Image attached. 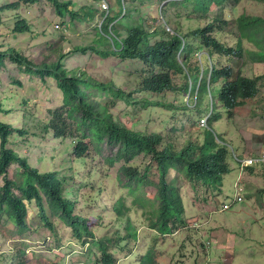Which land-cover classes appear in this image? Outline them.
<instances>
[{
  "label": "rangeland",
  "instance_id": "374dc122",
  "mask_svg": "<svg viewBox=\"0 0 264 264\" xmlns=\"http://www.w3.org/2000/svg\"><path fill=\"white\" fill-rule=\"evenodd\" d=\"M70 1L74 5L69 7L75 8L80 16L84 17L89 13L84 21L78 17L74 19L69 12L63 21L50 2L40 0L21 8L33 23L30 32L14 33L0 27V49L7 50L4 63L0 65V93L16 92L19 98L15 101L22 97L28 100L27 103L20 104L27 107L30 115L23 126L34 130V123L46 118L50 110L55 111L60 107L62 99L61 91L52 79L45 82L40 78H33L32 73L8 58L14 47L20 49L35 64L58 61L62 54H67L64 62L69 69L76 68L97 79H113L133 94L129 101L119 100L114 107V112L129 127L161 133L165 141L174 142L177 147H183L190 141L203 143L206 128L211 127L209 116L216 113L212 100L214 99L216 106L220 105L217 98L211 97L200 108H196L195 95L188 91H140L138 88L143 86L147 72L141 60L125 59L113 54L104 56L90 48L96 46L101 51L111 48L107 41H97L96 28L103 26L108 14L116 12L112 9L116 0ZM170 1L123 0V4L143 18L142 23L149 31L165 27L169 32L179 30L188 33L202 26V16L215 18L222 14L233 21L241 14L264 17L263 1L229 0L215 5L205 13L194 12L190 3L185 6L173 5ZM125 11L126 9L122 14ZM134 18H127L126 26L118 23V28L125 30ZM157 37L159 35L153 39ZM220 37L229 40L233 38L227 34ZM77 47H85L87 50L76 52ZM200 55L197 54V61L201 63ZM231 58L229 61L228 57H223L220 61L224 64L233 63L235 73L240 72L249 77L264 75V61H254L250 54ZM205 63V68L213 64ZM175 79L179 83L186 80L181 75H176ZM258 89V93L233 114L230 115L223 109L222 117L212 127L218 134L219 141H222V136L230 144V154L235 159L255 154L264 145V76L258 83ZM219 108L222 109L221 106ZM21 123L16 121L15 126L19 127ZM78 140L71 136L57 138L53 134L34 135L31 132L16 140L14 145L37 168L51 170L58 167L60 172L66 173L68 184L77 190L74 212L90 219L89 225L97 238L115 239L110 244V251L115 252L117 264H141L140 260L150 250L157 257V264L264 263V214L261 215L262 218L254 217L255 212L264 211V194L260 189L264 186V170L257 171V175L248 171L245 173V177L249 178V187L244 190V199L226 211L220 210L221 205L234 196V182L239 176L234 158H231V172L223 179V194L221 190L204 183L193 184L183 173L173 176L170 182L177 187L185 202L184 223L179 222L171 232L161 234L151 227L155 218L150 216V213L153 214L151 209L136 204V196L119 180V168L124 163L109 159L118 148L107 143L100 144L99 148V145L86 138L84 141L89 143L90 149L83 161L75 159L74 149ZM150 163L151 159L144 155L134 161L142 171ZM153 170L156 172L155 167ZM20 171L18 165H14L8 176L15 179ZM158 177L153 175L151 179L156 182ZM4 184L5 175H0V192ZM143 189L155 191V187L150 184ZM122 197L129 209L125 211V217L120 219L115 211ZM128 218L137 230L138 239L130 238L122 242L121 237H117L115 233L120 230V233L127 234ZM52 221L54 231L49 227L34 226L31 230L20 232L9 215L0 209V264L23 261L25 264H100L98 261L102 253L98 244L93 241L79 242L74 237L72 228L61 219L54 217ZM218 225L222 226L223 231H218L217 234ZM247 250H252L256 258L249 259Z\"/></svg>",
  "mask_w": 264,
  "mask_h": 264
},
{
  "label": "trees",
  "instance_id": "16d2710c",
  "mask_svg": "<svg viewBox=\"0 0 264 264\" xmlns=\"http://www.w3.org/2000/svg\"><path fill=\"white\" fill-rule=\"evenodd\" d=\"M38 1L0 0V27L14 33L30 32L33 23L21 8ZM47 1L54 6L63 21L67 12L74 19L78 17L82 21L89 16L87 13L82 17L75 8H70L69 5H74L73 1ZM227 1L171 0L170 3L184 6L190 3L194 12L205 13ZM112 9L116 12L108 14L103 26L96 28L97 41H107L111 48L101 51L91 46V49L104 56L113 54L125 59L141 60L147 72L143 86L138 88L140 91L161 93L183 90L195 95L196 108H200L211 97L217 98L220 105L216 106L212 100L216 113L209 117L211 127L206 128L203 143L190 141L183 147H177L174 142L165 141L161 133L133 129L120 119L114 107L119 100L129 101L133 94L113 79H97L76 68L69 69L64 62L67 54H62L58 61L35 64L20 49L14 47L10 50L8 58L32 73L33 78L45 82L52 79L61 91L62 101L55 111L50 110L46 118L35 122L32 126L34 130H31L23 126L30 115L27 107L20 105L28 100L22 97L15 101L19 98L16 92L0 93V175H5V184L0 192V209L9 215L20 232L31 230L34 226L49 227L54 231L52 220L58 217L72 228L79 242L93 241L98 244L102 253L98 261L100 264H117L115 252L110 251V244L115 239L97 238L89 225L90 219L74 212L77 190L68 184L69 178L65 172H60L58 167L46 170L32 165L29 157L17 151L15 141L31 132L34 135L53 134L57 138L71 136L79 139L74 149L75 159L83 161L90 149L89 143L84 141L86 138L99 145V148L102 143L117 147L118 150L109 159L124 163L119 168V180L136 196V204L151 209L153 214L150 213V216L155 217L151 227L166 234L176 228L179 222L184 223L185 202L180 191L170 182L173 176L183 173L193 184L201 182L223 190V179L232 170L230 150L222 136L223 142L218 141L219 136L212 127L222 117L223 109L231 115L246 99L254 97L259 90L258 83L263 78L262 75L249 77L240 72L235 73L233 63L224 64L220 58L228 57L231 61V57L241 58L250 54L254 61H264V17L241 14L237 21H233L222 14L215 18L202 16L201 27L188 33L178 30L171 34L165 27L147 30L142 23L143 18L134 13L131 7L127 8L123 0H116ZM131 16L135 17L133 22L125 30L119 29L118 23L126 26V19ZM223 34L233 38L220 37ZM157 35L159 37L153 39ZM80 50L86 51L87 48H76V52ZM197 54H201V63L197 61ZM6 56L7 50L0 49V65ZM205 61L207 64L213 63L211 69L210 66L205 68ZM176 75L183 76L185 82H177ZM208 107L211 108L210 105ZM16 121L22 122L19 127L15 126ZM142 155L151 159L144 171L134 164L135 159ZM14 165H18L21 171L12 179L8 175ZM153 175L159 176L156 182L151 179ZM149 184L155 187V191L143 189ZM116 209L115 214L123 219L125 211L129 209L124 197L120 198ZM120 232L118 230L115 234L121 237L122 242L130 238L138 239L130 218L127 234ZM141 264H157L153 251L144 255Z\"/></svg>",
  "mask_w": 264,
  "mask_h": 264
},
{
  "label": "clouds",
  "instance_id": "9594fccd",
  "mask_svg": "<svg viewBox=\"0 0 264 264\" xmlns=\"http://www.w3.org/2000/svg\"><path fill=\"white\" fill-rule=\"evenodd\" d=\"M257 1H259V0H257ZM246 15H248V14H246ZM259 17H261V16H259ZM238 19H239V17L235 21H237ZM170 33L171 34H175L176 32L170 31ZM260 62H262V61H260ZM211 67L212 66H210V69H211ZM257 76H260V75H257ZM262 76H264V75H262ZM249 99H251V98H249ZM249 99H246L242 105H244L245 102L247 100H249ZM242 105H240V106H242ZM202 119L204 121V117ZM209 124H210V122H209ZM218 141H219V138H218ZM219 142H223V139H222V141H219ZM226 144L230 146V144L228 142ZM263 148H264V145L262 146V148L260 149L259 152L255 153V154H252L250 156L243 157V158H236L235 159V157L231 156V154H230V164H231V166H233L232 163H231V158H234V161L237 163V166L239 168V176H238L237 180L234 182V185H235L234 187H235V190H236L234 196L231 199H229L228 201H224L222 203V205H221V209L220 210L226 211V210L230 209L232 206H234L235 204L239 203L240 201H242L244 199V193H245L244 186H245V182H246V180L244 178L245 173L248 171L251 174H253V173H258L257 171H259V170H264V165L259 160ZM229 150H230V148H229ZM221 192H222L221 194L224 193L223 190ZM238 197H240L241 199H238ZM226 205H229V207H226Z\"/></svg>",
  "mask_w": 264,
  "mask_h": 264
},
{
  "label": "crops",
  "instance_id": "0c3cea01",
  "mask_svg": "<svg viewBox=\"0 0 264 264\" xmlns=\"http://www.w3.org/2000/svg\"><path fill=\"white\" fill-rule=\"evenodd\" d=\"M254 175H257V173H253ZM244 178L246 180L245 182V186L244 188H248L249 187V178H246L245 175H244ZM260 189L263 190L262 194H264V186L263 187H260ZM256 203H258V201H256ZM264 214V211H260V212H255L254 213V217L257 218H262L261 215ZM218 231H223L222 229V226L218 225V228L216 229V233L218 234ZM246 254L249 255V259H253V258H256V256L253 254V251L252 250H247ZM262 260H264V256L262 257ZM264 264V263H263Z\"/></svg>",
  "mask_w": 264,
  "mask_h": 264
},
{
  "label": "built area",
  "instance_id": "2783aa9c",
  "mask_svg": "<svg viewBox=\"0 0 264 264\" xmlns=\"http://www.w3.org/2000/svg\"><path fill=\"white\" fill-rule=\"evenodd\" d=\"M259 160L264 165V148L262 149V153H261V156H260ZM238 199H241V198L238 197ZM226 207H229V205H226Z\"/></svg>",
  "mask_w": 264,
  "mask_h": 264
}]
</instances>
